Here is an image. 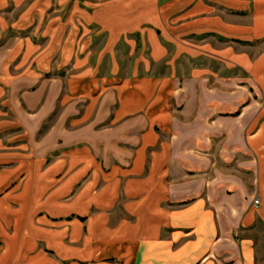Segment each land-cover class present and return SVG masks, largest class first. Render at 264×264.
<instances>
[{
  "label": "crops",
  "instance_id": "crops-1",
  "mask_svg": "<svg viewBox=\"0 0 264 264\" xmlns=\"http://www.w3.org/2000/svg\"><path fill=\"white\" fill-rule=\"evenodd\" d=\"M162 3L0 0V264H264V0Z\"/></svg>",
  "mask_w": 264,
  "mask_h": 264
},
{
  "label": "rangeland",
  "instance_id": "rangeland-1",
  "mask_svg": "<svg viewBox=\"0 0 264 264\" xmlns=\"http://www.w3.org/2000/svg\"><path fill=\"white\" fill-rule=\"evenodd\" d=\"M165 1V3H162L165 6V9L168 10L171 7H178V4H170V2L172 3L174 0H163ZM40 133H43L42 131H40Z\"/></svg>",
  "mask_w": 264,
  "mask_h": 264
},
{
  "label": "built area",
  "instance_id": "built-area-1",
  "mask_svg": "<svg viewBox=\"0 0 264 264\" xmlns=\"http://www.w3.org/2000/svg\"><path fill=\"white\" fill-rule=\"evenodd\" d=\"M253 206H254V208H257L259 206V199L258 198L253 200Z\"/></svg>",
  "mask_w": 264,
  "mask_h": 264
}]
</instances>
